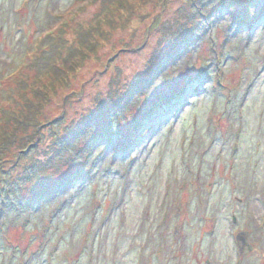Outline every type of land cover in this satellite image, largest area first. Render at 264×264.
<instances>
[{
	"label": "rangeland",
	"instance_id": "rangeland-1",
	"mask_svg": "<svg viewBox=\"0 0 264 264\" xmlns=\"http://www.w3.org/2000/svg\"><path fill=\"white\" fill-rule=\"evenodd\" d=\"M174 82L180 102L122 150L118 132ZM22 95L36 118L10 162L26 156L53 181L89 171L55 201L26 205L31 184L12 189L0 264H264V0H0V131Z\"/></svg>",
	"mask_w": 264,
	"mask_h": 264
},
{
	"label": "trees",
	"instance_id": "trees-1",
	"mask_svg": "<svg viewBox=\"0 0 264 264\" xmlns=\"http://www.w3.org/2000/svg\"><path fill=\"white\" fill-rule=\"evenodd\" d=\"M123 10L127 12L129 11V8L127 6L125 7L124 5ZM100 20L102 19L98 18L97 22L93 24L94 28H97V26L100 23ZM197 28H198L197 26H193L192 28H190V25H189V28L184 27L177 34L179 35L178 37H175V39H173L170 42H166L167 48L162 50L163 56L160 58L154 71L161 72L163 68H160V67L164 66L165 62H168L167 65L169 63H172L171 61L173 60V57L177 54L179 50L178 48L182 44L181 41L187 37L189 39V36H190L189 32L192 31L195 33ZM147 35L149 36V32ZM145 39L147 40V37ZM90 43H94V40H92ZM79 48L81 47H78V49ZM59 54H60V51L56 50L55 55H59ZM218 60L221 61L220 56L218 57ZM34 68L36 69V67ZM152 71L153 70L147 71V73L144 75L142 79H139V77L135 78L134 82L132 83V84L136 83V86L132 88L134 92H137V93L142 92V89L144 90L151 85V81H153L154 79L153 78L154 72L152 73ZM202 72L203 70L198 71V73L194 75L195 78L193 77L192 79H189V83H193L195 79L197 80V78L202 75ZM200 73L201 75H199ZM161 74L164 75V72L162 71ZM185 88L186 87L184 85L180 86L178 82H174L170 86V93L167 96L159 97L158 95H155V97H153L152 99H149V101H147L146 96H144L146 101L142 105L144 106L143 110L140 111V113L142 114L141 116H139V118L133 121L134 124L132 125L133 129L131 130V132H127V133L118 132L119 134L122 133L121 140L123 141L120 142L122 150L127 149L131 145L136 143V138H138L142 132H143L142 134L146 132L147 124L152 121V117L155 116L156 112L161 110L164 107V105L169 107V106H172V105L174 106L178 104L182 96H184V94L186 93ZM23 97H24L23 95L22 97L21 96L19 97V98H22L21 100H17L12 97V100H11L13 101L14 104L17 105V107L20 106L19 113L13 112L9 114L8 111H4L3 117H2L4 121V124H3L4 129L0 131V182L2 183L0 185V196L5 195L7 197V200L4 201V204L0 205V209L2 210L3 208L9 207L8 205H9L10 192L12 191V189L16 188L18 184H20V181L29 182V184H31V196H30V199H26V205L31 204L33 206V204L35 203L55 201V198L58 196V193L60 192V188L62 186H64V189H66L67 186H71L75 182L80 181L81 176L86 177L87 172L89 171L85 169L84 164L79 163L75 165L76 170L75 171L73 170L74 172L71 174L68 173L67 175H65L62 181H53L52 178L46 179L45 177H40L39 175L33 174L32 169L39 165L36 162L30 160L26 156H22L20 159H18V161L10 162V160H12V159H9L10 155L17 156V155H22L25 152L22 149H19L16 152L13 151V149L16 146L14 143L17 137L15 132L18 130L26 131L27 129H30L31 127H33L31 121H34L36 118L35 115H33L31 119L27 118L26 116H23L24 114L23 111H26L28 109V106L25 107L27 100ZM103 109L107 111L108 108L103 107ZM56 135L57 133L55 134V136ZM87 140L88 138L85 139V142H87L88 144L89 141ZM128 142H130V144H128ZM50 153H51L50 158L54 156L56 157L59 155L62 156V151L58 149H52ZM6 155H8V157H6ZM6 166H12L14 170L15 168H20L22 170V173L14 175V170H12L11 173H8ZM82 168H84L85 171L87 172H84ZM25 170H28V172H30L31 177H25L23 180V173L25 172ZM0 240H2L1 237H0Z\"/></svg>",
	"mask_w": 264,
	"mask_h": 264
},
{
	"label": "flooded vegetation",
	"instance_id": "flooded-vegetation-1",
	"mask_svg": "<svg viewBox=\"0 0 264 264\" xmlns=\"http://www.w3.org/2000/svg\"><path fill=\"white\" fill-rule=\"evenodd\" d=\"M247 229V227L246 226H244V228L241 230V231H239L238 232V234L239 233H241V237L238 239L237 238V240H236V237H237V235H235V242L236 243H238L237 244V246H238V250L241 252V251H243V245H246L247 246V244H246V242H245V239H244V237L247 235V234H249L250 232H245V230ZM243 241V242H242ZM249 247V246H248ZM250 248V247H249ZM248 248V249H249ZM237 252V251H236ZM236 254V253H235ZM230 256V255H229ZM230 259L228 258V261H229Z\"/></svg>",
	"mask_w": 264,
	"mask_h": 264
}]
</instances>
